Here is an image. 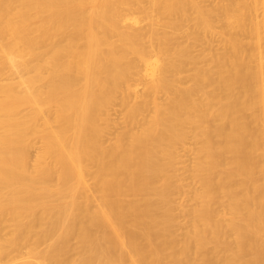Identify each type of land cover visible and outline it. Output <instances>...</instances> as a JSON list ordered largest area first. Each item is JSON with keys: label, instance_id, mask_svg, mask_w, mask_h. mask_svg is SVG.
<instances>
[{"label": "bare ground", "instance_id": "bare-ground-1", "mask_svg": "<svg viewBox=\"0 0 264 264\" xmlns=\"http://www.w3.org/2000/svg\"><path fill=\"white\" fill-rule=\"evenodd\" d=\"M0 264H264V0H0Z\"/></svg>", "mask_w": 264, "mask_h": 264}, {"label": "rangeland", "instance_id": "rangeland-1", "mask_svg": "<svg viewBox=\"0 0 264 264\" xmlns=\"http://www.w3.org/2000/svg\"><path fill=\"white\" fill-rule=\"evenodd\" d=\"M184 75L186 76V73L182 74L181 77H182V76L185 77Z\"/></svg>", "mask_w": 264, "mask_h": 264}]
</instances>
